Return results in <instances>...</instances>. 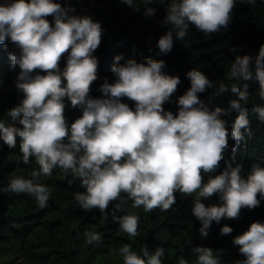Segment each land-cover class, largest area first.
<instances>
[{"label": "clouds", "instance_id": "clouds-1", "mask_svg": "<svg viewBox=\"0 0 264 264\" xmlns=\"http://www.w3.org/2000/svg\"><path fill=\"white\" fill-rule=\"evenodd\" d=\"M121 2L133 7V0ZM153 3L144 0L145 6ZM235 6L236 0H171L162 24L172 26L177 41L188 35L189 25L208 37L229 25ZM69 13L53 0H6L0 4V44L10 41L19 49V54L12 52L8 58L20 69L15 87L23 93L20 104L8 110L11 123L0 120V141L13 149L19 138V161L29 164L34 157L38 165L30 179L12 178L0 191L27 194L44 209L50 189L36 181L50 177L58 167L66 180L71 174L69 186L79 180L80 187L85 188L84 193L74 196L79 207H97L104 215L110 202L121 199V193L127 194L133 208L142 207L145 212L170 210L177 192L189 196L197 193L191 215L200 222L201 238L208 235L206 230L212 222L239 219L242 209L259 207L264 199V167L258 163L244 177L241 165L233 166V157L219 175L204 182V174L214 173L224 160L229 137L239 143L244 138L241 129L248 130L249 110L241 104L249 99L248 85L244 84L243 90L238 84L230 87L236 96L230 100V108L238 111L230 133L227 121L221 119L224 112L219 107L210 110L198 96L213 87L199 70L187 72L191 86L178 97L177 113L165 111L163 105L171 102L180 79L162 71V60L114 63V82L105 79L99 88L102 98H91V85L98 78V59L93 53L101 43L102 27L88 16ZM155 13V8L146 7L144 15ZM49 16L51 23L46 19ZM157 47L162 54L172 50L171 29L158 39ZM65 56L66 65L61 70L60 61ZM121 58L115 56L114 61ZM37 70L45 74L33 75ZM253 73L259 98L264 101V44L254 58L235 56L227 78L248 81ZM227 90L225 84L219 85L220 93ZM65 98L82 112L70 125L64 116ZM124 98L134 102V109L121 102ZM251 112L264 123V106H253ZM213 195L219 197V205L206 206L200 199ZM120 207L115 205L116 210ZM116 219L123 232L137 235V215ZM232 231L227 225L220 229L222 235ZM85 236L88 244L100 239L98 233ZM232 244L239 246L244 257L239 264H264V223L252 222ZM119 251L123 264H162L164 253L163 248H157L150 255L144 247L138 255L128 244ZM191 251L196 264H219L211 248L196 246ZM179 264L188 261L181 256Z\"/></svg>", "mask_w": 264, "mask_h": 264}, {"label": "trees", "instance_id": "trees-1", "mask_svg": "<svg viewBox=\"0 0 264 264\" xmlns=\"http://www.w3.org/2000/svg\"><path fill=\"white\" fill-rule=\"evenodd\" d=\"M5 2L0 0V4ZM53 2L69 9L70 15L88 16L101 24V43L93 53L98 59V78L91 85V98H102L99 88L105 79L109 83L114 82L115 77L111 72L114 63L124 64L128 59L137 63H146L148 58L162 60V71L180 79L171 102L163 105L165 111H171L174 115L177 113L178 97L191 86L187 72L199 70L213 83V87L198 96L210 110L219 107L224 112L221 119L227 121L226 127L230 133L238 115L237 110L230 108V100L236 98L230 87L238 84L243 90V85L247 84L249 99L247 103L241 104L249 110L248 130L241 129L244 138L239 143L229 137V148L224 152V160L214 173L204 174V182L209 176L219 175L225 168V162L232 161L233 157V166L241 165V175L244 177L253 164L264 167V123L251 112L253 106H264V101L258 95V81L254 73L253 79L248 81L227 78L235 56L248 54L254 58L259 47L264 44V0H254L253 3L236 0L231 22L226 28L206 37L189 25L188 35L179 41L175 38L172 26L162 24L171 0H154L153 4L147 6L144 0H133L132 8L121 0ZM146 7L155 8V15L145 16ZM46 19L50 23L53 21L51 16ZM170 29L173 31L172 50L168 54L159 53L158 39ZM12 52L19 54V49L13 43L6 41L0 44V120L6 123H11L8 110L18 106L23 99V93L15 87L20 69L11 65L8 58ZM115 56L122 58L114 61ZM65 65L66 56L60 61V69L63 70ZM35 74L45 73L37 70ZM221 83L228 86L229 90L220 93L218 89ZM121 102L134 109V102L127 98ZM65 105L64 116L70 125L82 112L72 108L66 98ZM14 126L22 127L18 123ZM20 155L19 138L17 147L13 149H8L0 141V189L6 188L12 178L30 179V173L38 169L34 157L30 158L29 164H23L19 161ZM68 180L64 178L63 170L57 167L50 177L36 181L50 189L48 207L44 209L38 208L36 201L27 194L0 191V264H123L119 250L125 244L130 245L138 255H142L144 247L150 255L157 248H163L164 253L160 257L162 264H179L181 256L188 264H196V256L191 251L196 246L211 248L219 264H239L244 257L239 253V246L232 244L233 238L245 232L252 222L264 223V199H261L259 207L242 209L239 219L212 222L206 230L208 235L201 238L198 231L200 222L191 215L197 193L189 196L177 192L176 203L170 210L155 209L151 212H145L142 207L133 208L131 199L121 193V199L110 202L106 209L107 215H104L97 207L90 210L79 207L74 196L86 190L80 187L79 180H74L71 186ZM124 199H127V203ZM200 199L206 206L221 203L217 195L207 200ZM117 203L121 205L120 210L115 208ZM123 215L139 217L136 236H129L120 229L116 217ZM225 225L233 231L222 235L220 229ZM85 233H98L100 239L88 244Z\"/></svg>", "mask_w": 264, "mask_h": 264}, {"label": "rangeland", "instance_id": "rangeland-1", "mask_svg": "<svg viewBox=\"0 0 264 264\" xmlns=\"http://www.w3.org/2000/svg\"><path fill=\"white\" fill-rule=\"evenodd\" d=\"M13 84H14V82H13ZM1 86V85H0Z\"/></svg>", "mask_w": 264, "mask_h": 264}]
</instances>
